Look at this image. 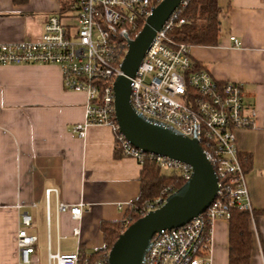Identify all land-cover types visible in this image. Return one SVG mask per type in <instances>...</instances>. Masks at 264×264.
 <instances>
[{
    "label": "crops",
    "instance_id": "crops-1",
    "mask_svg": "<svg viewBox=\"0 0 264 264\" xmlns=\"http://www.w3.org/2000/svg\"><path fill=\"white\" fill-rule=\"evenodd\" d=\"M217 3L223 14L217 45L191 46L190 53L215 80L241 84L246 108L257 111L254 126L236 132V145L248 161L244 173L253 212L249 264H264V0ZM60 7L61 0H0V43L38 39L45 19ZM87 101L84 92L63 87L57 65L0 66V264H22L16 246L22 213L32 217L27 231L38 237L29 264L42 259L47 264L48 248L85 254L103 248L100 224L121 221L139 195L142 165L117 150L111 127L91 125L82 138L73 132L85 120ZM47 189H55L49 221ZM60 202L81 204L80 219L68 213L56 216ZM43 218L46 250L39 254L37 230ZM228 226L224 220L212 226L211 264H228Z\"/></svg>",
    "mask_w": 264,
    "mask_h": 264
},
{
    "label": "built area",
    "instance_id": "built-area-1",
    "mask_svg": "<svg viewBox=\"0 0 264 264\" xmlns=\"http://www.w3.org/2000/svg\"><path fill=\"white\" fill-rule=\"evenodd\" d=\"M161 1L76 0L75 11L64 16L51 14L45 19L38 39L0 43V66L57 65L63 87L87 95L85 120L73 127L78 137H84L91 125L109 126L125 156L142 163L148 155L160 169L174 170L187 180L192 173L189 165L136 148L122 135L116 121L113 83L122 73L128 42L137 36ZM186 3L180 1L148 45L131 79L130 103L145 119L196 139L217 176L218 191L200 215L180 227L155 233L141 264H211L214 222H229L230 209L252 212L236 132L253 127L257 111L246 108L241 84L215 80L208 70L193 62L191 46L176 43L168 36L172 28L184 23L179 12ZM230 40L239 44L234 36ZM54 191L45 190L47 221ZM165 199L150 202L143 215L160 207ZM62 213L80 219L82 206L60 202L56 216ZM31 223L29 214L20 215L16 246L22 264H29L38 241L27 231ZM73 234H78V229ZM101 249V256L93 257L80 251L60 253L48 248L47 264H109V251Z\"/></svg>",
    "mask_w": 264,
    "mask_h": 264
},
{
    "label": "water",
    "instance_id": "water-1",
    "mask_svg": "<svg viewBox=\"0 0 264 264\" xmlns=\"http://www.w3.org/2000/svg\"><path fill=\"white\" fill-rule=\"evenodd\" d=\"M180 1L162 0L153 8L137 36L128 42L122 73L116 77L113 91L116 121L126 140L145 153L185 163L192 173L160 207L148 211L119 234L109 249V264H141L155 233L188 223L208 207L218 191L217 176L197 140L145 119L130 103L131 79L156 31Z\"/></svg>",
    "mask_w": 264,
    "mask_h": 264
},
{
    "label": "trees",
    "instance_id": "trees-1",
    "mask_svg": "<svg viewBox=\"0 0 264 264\" xmlns=\"http://www.w3.org/2000/svg\"><path fill=\"white\" fill-rule=\"evenodd\" d=\"M187 3L180 7L179 17L183 24L172 28L168 36L176 43H184L189 46H215L217 45L221 18L223 16L217 0H186ZM76 0H61L59 14L67 15L75 11ZM141 25V24H140ZM117 150H121L116 143ZM243 171L248 161L241 157ZM140 176V192L137 198L127 207L121 221H104L100 224V230L104 236V248L110 249L119 234L130 224L142 217L145 207L157 198H167L181 187L186 179L179 173L164 175L161 169L148 155L142 160ZM253 212L230 209L228 226L229 260L228 264H249L252 237L249 222ZM83 255L84 252L80 250ZM102 249L96 250L92 256L100 257Z\"/></svg>",
    "mask_w": 264,
    "mask_h": 264
},
{
    "label": "rangeland",
    "instance_id": "rangeland-1",
    "mask_svg": "<svg viewBox=\"0 0 264 264\" xmlns=\"http://www.w3.org/2000/svg\"><path fill=\"white\" fill-rule=\"evenodd\" d=\"M178 173L174 170H168V169H161V173L164 175H169L172 173ZM167 199V198H166ZM165 199V201H166ZM154 202V200H153ZM152 202V203H153ZM39 229L37 230L38 236H39V254L41 253V250L43 248V252H45L46 250V226H45V219L43 218V223L39 224ZM52 230H53V218H52V226H51ZM52 243L54 244V235L52 233ZM43 259L41 260V264H45V262H43Z\"/></svg>",
    "mask_w": 264,
    "mask_h": 264
}]
</instances>
